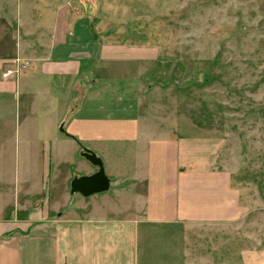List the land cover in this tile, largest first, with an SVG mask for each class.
<instances>
[{
    "label": "crops",
    "instance_id": "1",
    "mask_svg": "<svg viewBox=\"0 0 264 264\" xmlns=\"http://www.w3.org/2000/svg\"><path fill=\"white\" fill-rule=\"evenodd\" d=\"M105 7L0 0V264H264L223 138L168 105L162 54L125 43ZM16 58L26 68L4 78ZM85 149L107 190L69 191L98 171Z\"/></svg>",
    "mask_w": 264,
    "mask_h": 264
},
{
    "label": "rangeland",
    "instance_id": "2",
    "mask_svg": "<svg viewBox=\"0 0 264 264\" xmlns=\"http://www.w3.org/2000/svg\"><path fill=\"white\" fill-rule=\"evenodd\" d=\"M101 1L114 5L102 15L127 22L125 43L162 54L155 66L165 64L168 105L223 138L222 163L246 206L239 228L246 247L256 246L264 258V0ZM79 196L70 194L65 206Z\"/></svg>",
    "mask_w": 264,
    "mask_h": 264
},
{
    "label": "water",
    "instance_id": "3",
    "mask_svg": "<svg viewBox=\"0 0 264 264\" xmlns=\"http://www.w3.org/2000/svg\"><path fill=\"white\" fill-rule=\"evenodd\" d=\"M88 161L98 167V171L80 177H75L72 180V192H80L84 195H89L95 192L107 190L109 188V178L105 173L102 159L97 156L93 151L85 149L82 153Z\"/></svg>",
    "mask_w": 264,
    "mask_h": 264
},
{
    "label": "built area",
    "instance_id": "4",
    "mask_svg": "<svg viewBox=\"0 0 264 264\" xmlns=\"http://www.w3.org/2000/svg\"><path fill=\"white\" fill-rule=\"evenodd\" d=\"M26 66V63L22 62L19 58H16V66L13 68H8L2 73V76L7 78L12 74H18L21 70H24Z\"/></svg>",
    "mask_w": 264,
    "mask_h": 264
}]
</instances>
